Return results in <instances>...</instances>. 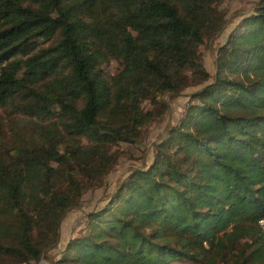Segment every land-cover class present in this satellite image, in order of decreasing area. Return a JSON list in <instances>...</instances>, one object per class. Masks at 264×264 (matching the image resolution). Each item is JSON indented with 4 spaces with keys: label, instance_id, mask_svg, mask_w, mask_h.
<instances>
[{
    "label": "trees",
    "instance_id": "obj_1",
    "mask_svg": "<svg viewBox=\"0 0 264 264\" xmlns=\"http://www.w3.org/2000/svg\"><path fill=\"white\" fill-rule=\"evenodd\" d=\"M223 2L0 0V264H264V0L211 75L201 47ZM192 86L153 160L50 255L120 147Z\"/></svg>",
    "mask_w": 264,
    "mask_h": 264
},
{
    "label": "rangeland",
    "instance_id": "obj_2",
    "mask_svg": "<svg viewBox=\"0 0 264 264\" xmlns=\"http://www.w3.org/2000/svg\"><path fill=\"white\" fill-rule=\"evenodd\" d=\"M259 0H224L222 8L227 13L228 23L225 30L215 39H208L201 47L203 61L206 69L214 75L216 73V57L218 47L222 45L228 37L230 31L239 23L244 14L253 11L255 4ZM107 73H116L120 68L118 60H111L103 65ZM199 86H192L178 95H166L163 99L168 103L169 110L150 124L144 131L143 139L137 144H123L120 148L123 151L118 164L105 178L104 183L95 189L88 191L82 199L79 207L67 212L61 225V237L57 248L49 252L56 255L64 249L68 240L82 233L86 221V213L95 208L102 207L107 198L115 191L117 185L121 183L133 168L148 165L154 156L153 144L164 136L170 125L176 124L183 115L191 94ZM146 108H151L149 104ZM37 264H50L49 260L43 258ZM173 264H183L176 261Z\"/></svg>",
    "mask_w": 264,
    "mask_h": 264
},
{
    "label": "built area",
    "instance_id": "obj_3",
    "mask_svg": "<svg viewBox=\"0 0 264 264\" xmlns=\"http://www.w3.org/2000/svg\"><path fill=\"white\" fill-rule=\"evenodd\" d=\"M259 225L264 230V217L259 220Z\"/></svg>",
    "mask_w": 264,
    "mask_h": 264
}]
</instances>
